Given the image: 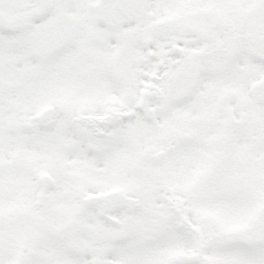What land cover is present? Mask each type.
I'll return each mask as SVG.
<instances>
[{
    "label": "snow or ice",
    "instance_id": "obj_1",
    "mask_svg": "<svg viewBox=\"0 0 264 264\" xmlns=\"http://www.w3.org/2000/svg\"><path fill=\"white\" fill-rule=\"evenodd\" d=\"M0 264H264V0H0Z\"/></svg>",
    "mask_w": 264,
    "mask_h": 264
}]
</instances>
